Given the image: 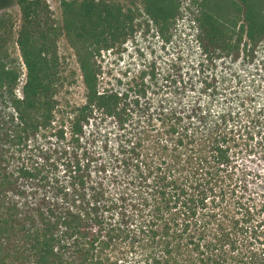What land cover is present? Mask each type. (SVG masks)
<instances>
[{
  "label": "trees",
  "instance_id": "1",
  "mask_svg": "<svg viewBox=\"0 0 264 264\" xmlns=\"http://www.w3.org/2000/svg\"><path fill=\"white\" fill-rule=\"evenodd\" d=\"M139 3L168 43L181 0ZM194 3L199 62L113 84L98 59L135 35L133 8L61 0L55 27L45 0H0V264H264V0ZM60 37L80 102L59 100Z\"/></svg>",
  "mask_w": 264,
  "mask_h": 264
},
{
  "label": "rangeland",
  "instance_id": "2",
  "mask_svg": "<svg viewBox=\"0 0 264 264\" xmlns=\"http://www.w3.org/2000/svg\"><path fill=\"white\" fill-rule=\"evenodd\" d=\"M123 6L125 9L133 8L138 19L136 20L137 31L128 42L121 47H116L109 52H103L98 59L101 80L111 81L113 84L122 75L135 72L144 65L156 62L161 73H167L171 67L172 60L177 65L187 66L188 63L199 62L201 56L197 46L196 36V5L194 0H181V11L174 28L171 30V39L166 43L153 28L140 6L139 0H108ZM48 6V17L55 27L62 25L61 0H45ZM11 14L19 25L20 12L14 1L2 8ZM17 29V28H16ZM10 51L16 61V66L22 73V78L16 93L21 96L25 81V69L20 61L17 47L11 44ZM57 54L59 58V70L61 82L59 100L64 102H80L83 97L80 71L73 49L67 44L63 37L57 42ZM186 68V67H185ZM136 73V72H135ZM166 102L161 93L153 94L148 104H145L146 117L152 119L147 131L154 135L161 131L160 124L164 118L162 112L166 109ZM146 122V121H145Z\"/></svg>",
  "mask_w": 264,
  "mask_h": 264
}]
</instances>
